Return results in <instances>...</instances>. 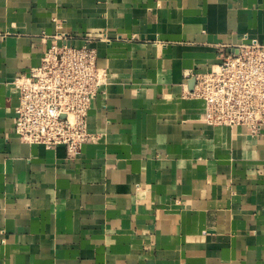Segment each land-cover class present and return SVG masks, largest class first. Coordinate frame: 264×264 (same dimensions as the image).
<instances>
[{
  "label": "crops",
  "instance_id": "1",
  "mask_svg": "<svg viewBox=\"0 0 264 264\" xmlns=\"http://www.w3.org/2000/svg\"><path fill=\"white\" fill-rule=\"evenodd\" d=\"M87 39L109 80L71 160L14 132V82ZM251 39L264 0H0V264H264V129L187 95Z\"/></svg>",
  "mask_w": 264,
  "mask_h": 264
},
{
  "label": "built area",
  "instance_id": "2",
  "mask_svg": "<svg viewBox=\"0 0 264 264\" xmlns=\"http://www.w3.org/2000/svg\"><path fill=\"white\" fill-rule=\"evenodd\" d=\"M58 36L71 38L68 33ZM88 41L66 40L46 50L41 63L16 78L20 102L14 132L47 148L65 145L76 159L97 134L88 126L95 97L105 90L109 71L98 63ZM187 95L204 101L203 119L211 125L245 126L253 136L264 129V43L246 40L208 71L196 73Z\"/></svg>",
  "mask_w": 264,
  "mask_h": 264
}]
</instances>
